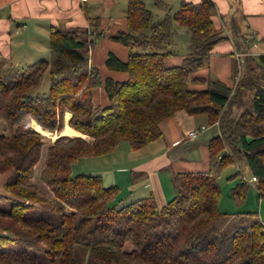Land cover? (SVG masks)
<instances>
[{
    "label": "trees",
    "instance_id": "1",
    "mask_svg": "<svg viewBox=\"0 0 264 264\" xmlns=\"http://www.w3.org/2000/svg\"><path fill=\"white\" fill-rule=\"evenodd\" d=\"M126 7L124 28L110 37L126 46L128 56L109 52L105 62L127 72L123 80L103 78L99 67L89 65L97 37L87 27L51 26V57L22 67L0 53V118L10 128L0 134V173H8L0 201H10L8 209L0 206V264H264V224L256 212L246 211L224 229L220 221L232 213L220 208L218 181L220 170L238 157L257 176L264 195V84L255 79L264 71V54L243 56L244 72L230 96L233 84L191 75L225 37L212 19V0H182L158 22L145 0H127ZM174 20L191 30L190 51L181 63L166 62L170 51L135 49L169 42ZM96 21L93 28L101 17ZM46 71L50 88L42 93ZM192 81L205 86L192 88ZM99 86L107 92L106 105L93 102ZM244 90L253 91L249 104L238 110ZM66 110L70 125L92 139L80 132L60 135L47 147L40 178L50 195L31 182L44 134L24 123L31 116L44 129L60 132ZM179 110L204 113L209 124L219 117L220 132L208 141L209 169L175 172L176 194L167 202L148 196L120 206L118 186H106L100 174L73 172L80 157L113 151L123 139L135 149L157 139L162 121ZM247 187L240 183L233 194L243 196ZM38 207L55 212L59 221L38 216ZM77 246L85 251L81 258Z\"/></svg>",
    "mask_w": 264,
    "mask_h": 264
},
{
    "label": "crops",
    "instance_id": "2",
    "mask_svg": "<svg viewBox=\"0 0 264 264\" xmlns=\"http://www.w3.org/2000/svg\"><path fill=\"white\" fill-rule=\"evenodd\" d=\"M154 1L157 5L171 9L174 8L175 2L180 4L182 0ZM186 1L199 2L201 0ZM212 1L216 7L212 19L225 37L211 50L204 66L193 71L191 75L194 77L210 75L232 84L234 61L237 59L240 62V57L243 56L241 52H244L238 48L237 43L246 48L243 50H248L247 54L254 56L264 54V0ZM115 5L116 0H0V53L18 67H22L21 65L46 58L42 54H44L43 49L46 47L49 49L48 43H43L41 37L37 36L44 35L47 39L51 26H59L62 29L87 27L93 33V25L95 22L97 23L96 18L100 16L102 27L109 28V33L102 35L101 40L97 39L94 47H91L89 65L99 67L103 78L123 80L127 78V72L109 69L105 63L109 52H113L121 59H126L128 56L126 46L109 37V34L117 29L124 28L125 15L122 16L120 22H116V18L100 14L112 13L115 10ZM108 22L112 23L108 25ZM175 23L179 22L174 20L172 27L180 28L179 24ZM27 29H31L32 35L25 37ZM177 32L185 31L184 28H180ZM248 37L253 40L252 44L245 41V38ZM186 41L184 43L187 44ZM188 45L190 47V42ZM189 51L185 53L170 51L166 62L170 65L179 64ZM204 86L203 83L190 82L192 88L201 89ZM92 97L96 105L108 103L104 86L94 88ZM66 112H69L71 116V111L66 110ZM202 125H205L206 128L201 130L197 137L187 136L188 129ZM210 127L212 126L208 124L206 114H189L185 110H179L173 116L162 121V135L144 146L135 149L131 147L129 141L123 139L121 141H126L128 144L120 141L118 147L113 151L101 155L80 157L73 167L75 165L81 168L79 173L100 174L106 186H118L120 206L148 196H153L158 203L163 204L176 194L173 181L175 172L209 169L208 141L219 132L216 130L211 137L202 136ZM60 132L55 131L57 135L61 134ZM75 133H77L76 130ZM82 137L88 140L92 139L89 135ZM187 150L191 153H186ZM226 152L228 153V150ZM43 165H45V159ZM7 176L8 173H0V192L3 191V184ZM257 191L259 193L258 205L254 207L253 211L264 224V195L261 194L258 187ZM250 194L257 195V192L254 189H247L246 197L248 198ZM246 211L232 213L222 220V227L224 229L231 228L237 221L243 219L242 217L245 215L242 212Z\"/></svg>",
    "mask_w": 264,
    "mask_h": 264
},
{
    "label": "rangeland",
    "instance_id": "3",
    "mask_svg": "<svg viewBox=\"0 0 264 264\" xmlns=\"http://www.w3.org/2000/svg\"><path fill=\"white\" fill-rule=\"evenodd\" d=\"M145 1L147 3V6L150 9H152V11L154 12V14H155L154 21H156V22H158L160 19H162V17L165 15L166 12L169 11L170 13H172L173 11L178 9L179 5H180V4H178L179 2H177V3L175 2L174 8L169 9V8L164 7V6L157 5L154 0H145ZM126 6H127V0H116L115 10L112 13H108V14L100 13V14L107 16V17L112 16L113 19L116 18V22H120L122 16L126 14V8H127ZM111 23L112 22H108V25ZM175 24H179L178 26H180V28H184L185 32H181V33L177 32L180 28L175 29V26H174V27H172V35H171V41L170 42L154 41L150 45H146L145 47L135 46V49H138L141 51H161V52L162 51H174L177 53H185L186 51H189L190 47H189L188 43L191 42V30L188 27L181 25L180 23H175ZM92 29L93 30L95 29L94 31L96 32V37H97V39H100V40H101V35H102L100 32L103 31L105 34L109 33L108 32L109 28H105V30H104V28H102V23H101V25H95L94 28H92ZM116 31L109 34V37L112 34L116 33ZM97 33H100L101 35L100 34L97 35ZM31 35H32L31 29H27L25 32V37H28ZM37 37H41L40 38L41 41L43 43H48V47H49V36L47 39H46V36H44V35L43 36L38 35ZM186 37H187V41H186ZM16 39H17V37H16ZM185 41L187 42V44L184 43ZM43 53L44 54H42V56H44L46 58L51 57L50 48L48 49L46 47L45 49H43ZM241 53L243 56L245 54H247V52H241ZM108 55H109V53H108ZM243 56L240 57V60L243 59ZM21 66H24V65H21ZM243 66H244L243 63H241V61L240 62L238 61V63H237L238 71H237L236 77L232 81L233 90H232L230 96H232V94L234 93L235 88L238 84V81L240 80V78L244 72ZM257 74H259L260 80H259V77L258 78L256 77L255 78L256 81L264 84V71L260 70V71H258ZM49 88H50V75H49V71H46L43 75V78H42V81H41V84L39 87V91L42 93H48ZM252 91L253 90H244L243 91L242 97H240V100H238L239 103L241 101L243 103L241 104V107L238 108V110H243L249 104V101H250L249 98H251ZM217 120L220 121L219 117L216 119V121ZM215 122L213 124H210L212 127H210L208 129V131H206L205 134H203L202 136L207 135L208 137H211L213 132H216V130H218V131L220 130V122H219L218 126L214 127ZM31 123L32 124L30 125V127L35 128L34 124H36L37 122L35 120H32ZM0 127L2 128L0 130V134H2V133L6 134L7 132H10V128L8 127V124L4 118H0ZM64 128H65V125H64ZM64 128L60 132L61 135H68V136L79 135L80 136L81 134H83V135L87 136V134L81 133L77 129H75L77 131V133H75V130H73V133L71 135L66 134V133L62 134V132L64 131ZM79 132L81 134H79ZM57 137H58V135L55 132L53 134L49 133L48 135L44 134V138H43L44 142H43L41 157H40V160L38 161V163L35 165V173H34V176L31 178V182L36 183L43 192L49 193L50 195H53V194L50 191V189L48 188V186L41 180L40 172L44 166V165L42 166V164H43L44 159H45L47 147L53 141H55ZM121 142L128 144L126 141H121ZM187 152L191 153L189 150H187L186 153ZM228 153H229V151H228ZM236 161L237 162H232V163L227 164L219 172L218 181L222 187V197L220 199L221 209L228 211L230 213H237L239 211H246V210L247 211H249V210L253 211L254 207L258 205L257 201H258V194L259 193L257 191V184L245 183L246 185H248L247 189L256 190L257 195L250 194L247 198L246 197L247 191H246L245 195H243V196L236 197L233 194V189L238 184L244 183L241 179V173L244 174L247 178H250L252 176V173H251L247 163L245 162V160L236 157ZM73 172L79 173V172H81V168L74 165ZM0 206L8 209L10 207V201L9 200L0 201ZM36 214L38 216L47 218L53 222L59 221L58 215L55 212L49 210L47 207H38L36 209ZM220 222H222V221H220ZM226 229L230 230V228H226ZM84 252L85 251L82 249L81 246L76 247V254L78 257H80V258L83 257Z\"/></svg>",
    "mask_w": 264,
    "mask_h": 264
},
{
    "label": "built area",
    "instance_id": "4",
    "mask_svg": "<svg viewBox=\"0 0 264 264\" xmlns=\"http://www.w3.org/2000/svg\"><path fill=\"white\" fill-rule=\"evenodd\" d=\"M32 120H33V118L31 116H29L27 118V120L25 121L24 126L25 127H30ZM218 124H219V121L217 120L214 125L215 126H218ZM205 128H206L205 125H202V126L196 127V128H190V129H188L186 131V134H187L188 137L195 138V137L198 136V134L200 133V131L203 130V129H205ZM241 179H242V181L244 183H249V184H256L257 183V180H258L257 176L254 175V174H252V176L250 178H247L244 174H241Z\"/></svg>",
    "mask_w": 264,
    "mask_h": 264
},
{
    "label": "bare ground",
    "instance_id": "5",
    "mask_svg": "<svg viewBox=\"0 0 264 264\" xmlns=\"http://www.w3.org/2000/svg\"><path fill=\"white\" fill-rule=\"evenodd\" d=\"M246 41L250 42L252 44L251 41H253L250 37L246 38ZM70 116V113L69 112H66L65 113V128H64V131L62 132L63 133H66V134H69L71 135L73 133V128L72 126L69 124L68 122V118ZM32 124V123H31ZM34 127L38 130H40L42 133L48 135L50 132L46 129H44L41 125H39L38 123L34 124ZM51 136V135H50Z\"/></svg>",
    "mask_w": 264,
    "mask_h": 264
},
{
    "label": "water",
    "instance_id": "6",
    "mask_svg": "<svg viewBox=\"0 0 264 264\" xmlns=\"http://www.w3.org/2000/svg\"><path fill=\"white\" fill-rule=\"evenodd\" d=\"M36 129V128H35ZM38 130V129H37ZM40 131V130H39ZM59 135H61V134H59ZM59 135H58V137H59Z\"/></svg>",
    "mask_w": 264,
    "mask_h": 264
}]
</instances>
